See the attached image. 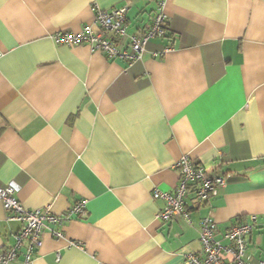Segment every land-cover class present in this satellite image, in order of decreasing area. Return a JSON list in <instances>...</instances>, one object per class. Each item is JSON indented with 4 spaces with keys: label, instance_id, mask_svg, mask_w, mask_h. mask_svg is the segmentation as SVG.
Listing matches in <instances>:
<instances>
[{
    "label": "crops",
    "instance_id": "0c3cea01",
    "mask_svg": "<svg viewBox=\"0 0 264 264\" xmlns=\"http://www.w3.org/2000/svg\"><path fill=\"white\" fill-rule=\"evenodd\" d=\"M160 2L170 39L132 66L54 40L121 6L132 33ZM0 52V186L57 215L85 201L46 223L30 264H183L207 216L221 244L254 217L246 256L264 260V0H0ZM182 155L227 182L206 205L188 199L190 223H162L151 193L174 189ZM19 226L0 202V250Z\"/></svg>",
    "mask_w": 264,
    "mask_h": 264
},
{
    "label": "built area",
    "instance_id": "2783aa9c",
    "mask_svg": "<svg viewBox=\"0 0 264 264\" xmlns=\"http://www.w3.org/2000/svg\"><path fill=\"white\" fill-rule=\"evenodd\" d=\"M127 6L109 10L97 9L92 24L84 25L80 31L58 32L54 35L57 44L66 46L87 45L92 51L102 53L107 59H121L128 66L140 61L152 40L170 39L168 18L163 3H159L154 15L134 32L127 31ZM95 27V29L93 28ZM171 49L165 45L152 52L153 57L164 56ZM1 56V52H0ZM178 173V183L172 191L153 189V200H162L163 206L156 213L162 223L183 219L190 223L187 201L195 206L209 203L218 190L227 182V176L215 170H207L202 164L188 155H182L174 165ZM19 186L9 182L0 186V202L6 211V221L19 223L18 230L12 234L13 244L0 250V264H10L18 256V264H30L41 244V234L46 223L57 224L85 212V201L72 205L66 213L57 215L46 205L36 210L25 209L17 199ZM254 217L248 222L236 223L224 233L226 244L215 239L216 223L207 216L200 220V252L185 254L183 264H249L246 256V239L252 232ZM56 236L61 233L52 231ZM264 264V260L258 262Z\"/></svg>",
    "mask_w": 264,
    "mask_h": 264
}]
</instances>
